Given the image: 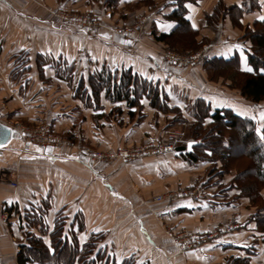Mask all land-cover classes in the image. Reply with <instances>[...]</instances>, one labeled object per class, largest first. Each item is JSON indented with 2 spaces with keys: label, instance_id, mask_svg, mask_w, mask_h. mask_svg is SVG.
I'll return each mask as SVG.
<instances>
[{
  "label": "crops",
  "instance_id": "crops-1",
  "mask_svg": "<svg viewBox=\"0 0 264 264\" xmlns=\"http://www.w3.org/2000/svg\"><path fill=\"white\" fill-rule=\"evenodd\" d=\"M139 1L123 0L118 7L122 10ZM220 1L244 8V0L185 4L186 19L191 26L197 25L192 28L201 36L213 38L205 16L211 15ZM154 2V10L144 11L151 10L150 28L143 31L139 42L126 43L129 40L109 28L95 34L88 25L68 20L73 13L90 15L104 8L100 17L111 27L112 14L103 0H0V122L8 127L13 120L26 125L48 123L52 132L70 137L75 146L36 145L53 149L37 152L31 147L35 144L25 143L12 129L10 139L0 147V264H18L25 231L42 236L39 225H28L27 213L34 212L45 214L44 226L49 232L57 218H62L65 237L71 240L74 235L80 245L97 236L98 250L115 254L117 264L129 258L135 264H228L231 258L264 264V233L252 218L255 211L249 199L235 186V172L212 180L211 163L190 164L185 155L191 138H183L174 152L126 163L88 161L79 151L80 144L113 151L151 141L160 144L177 125L171 123L175 113L156 110L148 99L142 100L141 111L131 109L137 113L132 120L127 103H112L104 92L99 108L93 106L92 98L89 106L77 88L83 83L90 92L89 76L104 65L112 70L132 69L147 80L154 77L149 81L165 90L170 106L179 107L187 123L192 120L188 110L198 98L207 100L214 109L237 113L229 105L215 106L214 87L206 88L199 79L195 85L186 69L164 58L161 51L165 44L153 32L170 34L177 27L169 16L177 9L178 0ZM189 4L195 11L187 7ZM261 15L264 3L258 0L257 9L244 13L242 28L234 26L227 16L219 23L218 42L207 44L209 57L230 59L237 55L244 68L241 52L234 46L243 45L247 57L251 43L243 37L244 29L262 21L258 19ZM160 22L173 27L164 31ZM70 67L71 73L66 71ZM180 93H186L185 97ZM115 107L122 108L121 114L114 113ZM140 113L143 118L137 122ZM15 176L19 185L13 188L10 181ZM196 186L205 196L155 201L159 195ZM8 208L14 209L10 213ZM5 215L7 222H3ZM233 218L232 232L185 253L178 251L170 235L184 228L208 235ZM97 228L100 231H94ZM43 238L49 245V237Z\"/></svg>",
  "mask_w": 264,
  "mask_h": 264
},
{
  "label": "trees",
  "instance_id": "trees-1",
  "mask_svg": "<svg viewBox=\"0 0 264 264\" xmlns=\"http://www.w3.org/2000/svg\"><path fill=\"white\" fill-rule=\"evenodd\" d=\"M120 2L121 0H107L110 6ZM187 2L196 3L197 0H178L177 9L169 16L177 22V27L170 34L158 35L154 31L158 41L175 45V38L178 35L188 32V35L194 36L198 33L186 19L185 4ZM243 7L237 5L225 7L220 2L216 11L206 16L207 23H215L221 15L229 16L235 26L242 27L240 21L244 13L257 9L258 0H244ZM245 37L251 43L250 51L247 53V63L253 68L252 72L244 70L241 59L237 55L230 59L206 57L204 66L208 72H213L214 80L222 77L230 80L233 87L239 89L242 97L258 104L264 102V71H261L264 69V21H256L252 28H245ZM230 67L233 69L230 74H226L224 70ZM71 70L72 67L66 69L69 73ZM238 76L241 79H237ZM88 83L90 92L81 83L77 88V94L81 93L82 98H87L89 106H92L90 103L92 98L95 101L93 106L99 108L101 95L104 92L105 97L112 103L122 101L127 103L131 120L137 116V113L131 109L138 108L141 111L142 100L148 99L150 105L156 110L165 114H176L172 124L185 121L182 110L179 107L170 106V96L158 83L145 79L132 69L112 70L104 65L100 71H95L89 76ZM113 111L121 114L122 108L115 107ZM191 116L189 134L195 143L185 155V159L190 164L211 163L209 176L212 180L222 178L236 168L237 174L233 179L236 188L241 190L243 196L251 200L252 205L258 204L259 201L263 203L252 218L257 223L259 231L264 233V142L260 141L255 131L259 122L250 117L241 116L232 109H214L203 98L193 102ZM142 118L140 113L137 122H140ZM197 139H201V142L197 143ZM240 147L243 150L236 152L235 148ZM45 206L48 209L49 205ZM13 209L7 210L11 213ZM44 215L35 212L31 215L27 213L28 225L32 227L39 225L42 236L25 231L24 241L17 256L18 264H117L114 255L98 250L97 236H92L87 243L80 245L74 235L71 236V240L65 237V225L60 217L57 218L51 232L45 229ZM44 236L49 237L50 246L46 244ZM122 264H135V261L129 258ZM228 264L250 263L247 259L231 258Z\"/></svg>",
  "mask_w": 264,
  "mask_h": 264
},
{
  "label": "rangeland",
  "instance_id": "rangeland-1",
  "mask_svg": "<svg viewBox=\"0 0 264 264\" xmlns=\"http://www.w3.org/2000/svg\"><path fill=\"white\" fill-rule=\"evenodd\" d=\"M100 1V0H99ZM104 7H106V9L110 10L112 16L110 19V23L112 24L111 27H108L107 24L101 19L100 15L103 13L101 11L102 10H98L95 11L94 14H90V15H86L85 13H81V12H76L73 13L72 15H69V17H76L78 20L81 19V22H77L74 24H85L88 25V27L93 31V33L97 34L100 33L102 30H107L108 28L110 29V32L115 33L116 35H120L121 37H124L125 39L129 40V41H135V42H139V39L141 37V34L143 33V31L147 28H150V19H149V12L151 10L148 11V13L144 12L146 11L145 8L150 9L151 7H153V10L156 8L155 7V2L154 0H141L139 1L138 4H134V5H128L126 6L125 9H119L118 5L116 4L114 6H110L107 4V0H103ZM221 3H223L225 5V7H229L227 6L223 1H220ZM216 5V7L214 8V11H216L217 6L219 5V3ZM141 12V13H140ZM144 13V14H143ZM210 15V14H206ZM205 16V19H206ZM68 17V18H69ZM87 17V18H86ZM226 17L223 16H219L218 19L214 22H210L207 23V26L209 27V29L212 31V36L213 38L209 39L208 37H203L201 36L199 33H197L196 35L192 36V35H188V32H184L183 35H178L175 38V45H169V44H165L162 54L164 55V58L169 59L170 62L172 63H176L177 66H179L180 68L186 69V71L188 73H190L188 76L191 77V79L194 80V82L196 83V79L201 80L202 82L206 83V88L207 86L210 87H214L211 88L212 90L214 89V91L212 92L213 95L217 96V100L215 106L218 107H222L223 106H231L234 109L236 108L237 113L240 112V110L242 109H251V113L250 115H255V116H259V112L261 110H264V102L262 103H252L248 100H246V98L242 97L241 92L239 91V89L234 88L233 87V83L222 77L219 79H213L212 78V71L208 72L207 69L204 66V61L206 57H209V42L213 41V43L218 42V38H219V32H217L219 30V23L223 22ZM230 18V17H229ZM84 19L88 20V21H83ZM69 20V19H68ZM231 22L234 25V21L230 18ZM207 22V20H206ZM235 26V25H234ZM243 27V25H242ZM240 27V28H242ZM247 28V27H246ZM251 28V27H250ZM153 31V29H152ZM245 32V29H244ZM154 34V32H153ZM155 36V35H154ZM244 38L245 37V33H244ZM156 38V36H155ZM195 42V44H193ZM197 47V48H195ZM176 59V60H175ZM233 68H227L225 69V73L226 74H230L231 70ZM201 71L204 73V76L202 75ZM221 74V72L219 73ZM191 75V76H190ZM237 79H241L240 76L237 77ZM197 85V83L195 84ZM186 95L180 93V96L182 98H184ZM235 105H233V104ZM190 113H192V107H190V109L188 110ZM258 122V120H256ZM23 123L20 120H13V123ZM37 125V124H34ZM40 125V124H39ZM48 125V123L46 124ZM181 132L182 134L179 136V142L183 139V138H191L189 132H190V123H185L184 121H181L179 124L176 125V127L174 126L167 135H169L171 132H175L176 134L178 132ZM61 136V142L62 145L65 147H75L73 145V143L71 142L70 138L66 135H62L59 134ZM149 142H146L144 144L139 145L143 146V145H147ZM80 148L83 147H88L85 145H79ZM138 148V146L136 147H131V149H136ZM129 149V148H128ZM95 150V149H93ZM236 152H241L243 150L242 147L240 148H235ZM95 151H100L103 152V154H108V153H113V152H118V151H113V150H95ZM135 160H140V159H135ZM135 160H130V161H135ZM100 162H104V163H113L115 161H124V159L122 158H114L112 160H97ZM130 161H125L126 162H130ZM233 172H235V175L237 174V169L233 168L232 169ZM231 171V172H232ZM20 178V176H19ZM10 184L13 188L18 187L19 185V181H18V176H15V178H12L10 181ZM165 195V194H163ZM246 197V196H245ZM248 198V197H246ZM249 199V198H248ZM155 201H156V197H155ZM250 204L252 206V208L254 209V211L256 212L258 207H261V205H263V203H261L260 201L258 202V204L252 205L251 200L249 199ZM234 220V218L232 219V221ZM231 221V220H230ZM230 221H228L226 224H228ZM4 222V221H3ZM226 224L220 226V227H224ZM179 232V231H178ZM178 232H170L171 238L172 239H176L177 235L179 234ZM178 239V237H177ZM173 240V241H174ZM96 251V250H95ZM114 255L115 254H112Z\"/></svg>",
  "mask_w": 264,
  "mask_h": 264
},
{
  "label": "built area",
  "instance_id": "built-area-1",
  "mask_svg": "<svg viewBox=\"0 0 264 264\" xmlns=\"http://www.w3.org/2000/svg\"><path fill=\"white\" fill-rule=\"evenodd\" d=\"M87 18V17H86ZM71 23L81 22V19L78 20L76 17H69ZM83 21H88L84 19ZM176 60V59H175ZM186 122L184 121V124ZM10 128L15 130L22 138L25 143L35 144L38 146H48V147H64L61 142V136L51 131L50 126L45 123L37 125H26L24 123H11ZM182 133L179 131L177 134L171 132L165 137L162 143L157 144L154 142H149L147 145L138 146L136 149L126 148L119 150L118 152H111L108 154H103V152L95 151L90 147L80 148L79 151L85 156L88 161H97V160H112L114 158H122L124 161H130L135 159H142L146 156L151 155H161L166 152H174L179 143V136ZM197 143L201 142V139L196 140ZM196 196H205L202 188L196 186L191 189H181L175 193H169L166 195H159L156 197V201L163 200H173L180 197H196ZM7 216L3 218L4 222H7ZM235 228V220H231L224 227L217 228L213 233L208 235H202L196 233L190 229L180 230L174 240V243L178 247L180 253H185L189 250L199 248L204 242L216 238L221 234L232 232Z\"/></svg>",
  "mask_w": 264,
  "mask_h": 264
},
{
  "label": "snow or ice",
  "instance_id": "snow-or-ice-1",
  "mask_svg": "<svg viewBox=\"0 0 264 264\" xmlns=\"http://www.w3.org/2000/svg\"><path fill=\"white\" fill-rule=\"evenodd\" d=\"M121 2H123V0H121ZM262 3H264V0H262ZM187 7L189 9H192V5L191 4L187 5ZM192 10L195 11V9H192ZM189 19L191 20L192 17L189 16ZM258 19L264 21V15L259 16ZM160 27L164 31H169V30H171V28L173 27V25L164 24V23L160 22ZM192 27L195 28V27H197V25L195 23H193L192 24ZM105 38H107V37H105ZM126 43H131V42L130 41H127ZM234 47L237 48V49H239L240 52H241V57L244 60V70L247 71V72H252L253 71V68H251V67L248 66L247 57L244 56V53H243V47L244 46L237 44ZM229 50H231V49H229ZM261 71H264V69H261ZM141 74L144 75V73H141ZM148 79L149 80H152V79H154V77L148 76ZM155 79H159V77H155ZM169 94H171V93H169ZM251 111H252L251 109H242V110H240L239 114L241 116L248 117V116H250ZM251 119L258 120L259 123H258V126L255 128V131L258 134L260 141L261 142H264V110H261L259 112V116L258 117L255 116V115H251ZM11 133H12V130L11 129L0 128V137H2L4 140H7L8 136ZM192 143H195V141L189 142V147H191ZM0 147H3V144L2 143H0ZM31 147L35 148V150L37 152H44V151L51 152V151H53V149H51V148L43 149V148H40V147H38L36 145H31ZM29 158H35V157H29ZM9 202H11V201H9ZM189 206H191L190 203H189ZM94 231H100V229L97 228V229H94ZM82 239H84V237H82ZM46 243H48V242L46 241ZM49 246H50V244H49ZM101 247H103V246H101ZM141 264H143V262H141Z\"/></svg>",
  "mask_w": 264,
  "mask_h": 264
},
{
  "label": "water",
  "instance_id": "water-1",
  "mask_svg": "<svg viewBox=\"0 0 264 264\" xmlns=\"http://www.w3.org/2000/svg\"><path fill=\"white\" fill-rule=\"evenodd\" d=\"M0 128L11 129L10 127H8V126L2 124L1 122H0ZM11 130H12V129H11ZM11 134H12V133H11ZM11 134L8 136L7 140H4L2 137H0V143H2L3 145H5V143L10 139ZM193 145H194V143H192L191 147H189V145H188V150H189V151L192 149Z\"/></svg>",
  "mask_w": 264,
  "mask_h": 264
}]
</instances>
